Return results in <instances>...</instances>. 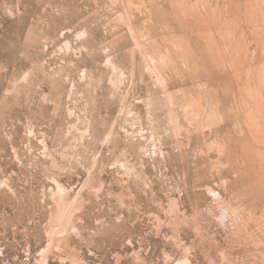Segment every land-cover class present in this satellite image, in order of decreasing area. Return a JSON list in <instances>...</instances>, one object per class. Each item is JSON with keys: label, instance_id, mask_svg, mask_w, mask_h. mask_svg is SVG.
Returning a JSON list of instances; mask_svg holds the SVG:
<instances>
[{"label": "rangeland", "instance_id": "374dc122", "mask_svg": "<svg viewBox=\"0 0 264 264\" xmlns=\"http://www.w3.org/2000/svg\"><path fill=\"white\" fill-rule=\"evenodd\" d=\"M0 264H264V0H0Z\"/></svg>", "mask_w": 264, "mask_h": 264}, {"label": "bare ground", "instance_id": "6f19581e", "mask_svg": "<svg viewBox=\"0 0 264 264\" xmlns=\"http://www.w3.org/2000/svg\"><path fill=\"white\" fill-rule=\"evenodd\" d=\"M230 113H232L231 111H230ZM232 115H233V113H232ZM235 116V115H234ZM236 120V119H235Z\"/></svg>", "mask_w": 264, "mask_h": 264}]
</instances>
